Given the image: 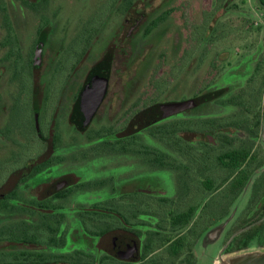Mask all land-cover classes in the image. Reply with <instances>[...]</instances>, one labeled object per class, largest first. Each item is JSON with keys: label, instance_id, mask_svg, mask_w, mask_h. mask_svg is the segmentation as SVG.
<instances>
[{"label": "flooded vegetation", "instance_id": "1", "mask_svg": "<svg viewBox=\"0 0 264 264\" xmlns=\"http://www.w3.org/2000/svg\"><path fill=\"white\" fill-rule=\"evenodd\" d=\"M187 1L100 0L87 17L61 0H0V264H196L201 235L234 209L219 245L252 225L224 253L263 245L264 26L239 32L220 64L216 40L202 46L209 79L189 95L161 63L134 67ZM207 1L160 55L178 63L212 30Z\"/></svg>", "mask_w": 264, "mask_h": 264}, {"label": "rangeland", "instance_id": "2", "mask_svg": "<svg viewBox=\"0 0 264 264\" xmlns=\"http://www.w3.org/2000/svg\"><path fill=\"white\" fill-rule=\"evenodd\" d=\"M184 1L185 0H177V2H172V5L175 7V4H182ZM61 2H64L67 8H73L75 13H77V11L81 8H85V14L87 17L89 15H93L100 5V0H61ZM157 2L158 0H156L155 3ZM187 2L189 6L187 5L188 8L185 12L183 10L184 13L180 7L177 11L175 10L171 12L170 16H172V18L170 20L173 21L175 25L171 23L168 24V27H170V33L160 36V32H158L145 39L144 43L139 47L140 51L137 55L134 65L135 69H137V72H139L146 68L156 70L157 66H161V63L166 68V70L164 75L161 74L162 76L159 77L160 79L166 78L168 80H172L173 82L175 80L191 81L189 84L186 83L188 85L185 86L186 90L182 92V96L191 94V92H193L192 90L196 87L197 81L200 87L204 86L206 81L209 79L207 67L205 68V66H202V64L208 62L206 49L204 47H208L209 45L213 44L212 41L209 42L210 39L216 40V43L214 46H212L209 55H211L213 52L215 61L220 64L223 61L224 56H226V53L230 51L232 54L243 45L244 39L243 36L241 37L239 32H243L244 35L245 31H255V22L261 24V26H264V16H262L260 10L256 8L254 0H235V3L239 5L240 9L249 10L252 13V26L248 29H244V27L241 29L240 25H238L240 19L234 14L230 15L231 19L235 20V24H232L226 20H223V22H219V20L213 21L212 30L206 31L205 25L201 28V30H199L200 32H203L200 33V36L197 37L193 35L192 38L189 37L190 42L195 40L194 43H192V46H189L190 43L187 42V48L184 46L180 48L181 50L178 57V63H172L170 62L172 54L169 55L166 53L167 55H160V53L165 48H168V50L171 52L178 50L180 41L177 39V37H174L173 34L177 33L178 28H181L183 31L188 30L186 24L184 23L183 16L186 15L188 20H197L198 16H200L201 10H205L206 5L208 4L207 0H189ZM219 14L220 12L218 15ZM214 15H216L215 12ZM211 16H213V12ZM176 25L178 28L175 27ZM253 37L254 34H251L247 37V40H250V38ZM197 43H199L200 46H198ZM218 45L223 47L220 48V51L217 50ZM155 58L158 62L154 63ZM219 244L220 242L203 248V244L198 242V245L195 249L198 258V262L196 264H212L213 259L218 257L219 251L222 248V246Z\"/></svg>", "mask_w": 264, "mask_h": 264}, {"label": "water", "instance_id": "3", "mask_svg": "<svg viewBox=\"0 0 264 264\" xmlns=\"http://www.w3.org/2000/svg\"><path fill=\"white\" fill-rule=\"evenodd\" d=\"M256 3L261 5L259 0H255ZM203 99H193L192 101H185L182 105L183 107H186V105H195L199 102H201ZM244 199V198H243ZM235 209L230 213L227 214L225 217V221L222 224H217L214 227L210 228L209 230H206L200 238V243L204 244L210 240L214 241V244L220 242V237L221 234L223 233V227L226 225L227 222H229L233 216L235 215ZM252 224L244 226L230 236L228 242H226V245L239 233L247 230L248 228L251 227ZM212 245V243H211ZM224 245L218 254V257L213 259L212 264H264V245L258 246L255 243H251L247 247L233 251L230 253L225 254L224 249L226 247ZM198 262V261H197Z\"/></svg>", "mask_w": 264, "mask_h": 264}, {"label": "trees", "instance_id": "4", "mask_svg": "<svg viewBox=\"0 0 264 264\" xmlns=\"http://www.w3.org/2000/svg\"><path fill=\"white\" fill-rule=\"evenodd\" d=\"M223 0H215V20L214 21H217L219 20V22H223V20H226L224 18V11H227V9L229 8V21L232 23V24H235V20L231 19V15L230 14H234L236 17H239L240 21L238 22V25H240V28L243 29L244 25L248 24L249 23V17L245 13H243V9H240L239 8V5H237V3H235V0H230L229 4L226 5L225 9L223 10ZM218 10H220V14L218 15ZM249 12V11H248ZM166 13V12H165ZM251 13V12H249ZM250 28V27H249ZM254 29L258 30V27H255ZM251 233V230H248L246 231L244 234L245 235H248ZM247 241H249V236L247 237ZM252 242L248 243V245H250ZM255 243L256 245L257 242H253ZM264 245V243H263ZM246 246V247H247ZM258 246H262V245H258Z\"/></svg>", "mask_w": 264, "mask_h": 264}]
</instances>
